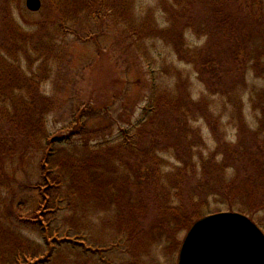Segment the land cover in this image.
<instances>
[{
	"label": "rangeland",
	"instance_id": "1",
	"mask_svg": "<svg viewBox=\"0 0 264 264\" xmlns=\"http://www.w3.org/2000/svg\"><path fill=\"white\" fill-rule=\"evenodd\" d=\"M221 1L0 0V264H176L193 213L264 232V0L225 49Z\"/></svg>",
	"mask_w": 264,
	"mask_h": 264
},
{
	"label": "water",
	"instance_id": "2",
	"mask_svg": "<svg viewBox=\"0 0 264 264\" xmlns=\"http://www.w3.org/2000/svg\"><path fill=\"white\" fill-rule=\"evenodd\" d=\"M38 11L40 0H26ZM176 264H264V233L244 214L230 211L205 215L187 230Z\"/></svg>",
	"mask_w": 264,
	"mask_h": 264
},
{
	"label": "trees",
	"instance_id": "3",
	"mask_svg": "<svg viewBox=\"0 0 264 264\" xmlns=\"http://www.w3.org/2000/svg\"><path fill=\"white\" fill-rule=\"evenodd\" d=\"M222 5L218 8H216L215 10H213L211 13H209V16L214 17L217 16L216 19L219 22L220 25L223 26L224 28V33L221 31V35L224 36V34L226 35L223 45H224V49L226 44L230 41H232L233 38H236V34L238 32H244L245 31V27L246 25L248 26L249 22L246 15H244L243 11L236 6V2L232 1V0H226V1H221L220 2ZM220 9H222L223 11L221 12ZM189 27V26H188ZM249 29V28H248ZM259 30H255L253 31L252 29L250 30V33L254 32V34H256V37L258 38L260 35V43L258 45L259 46H263L262 42L264 40V31L261 30V28H258ZM252 30V31H251ZM161 34V32H159ZM250 33L248 34L250 36ZM204 34V32H203ZM227 47H229L227 45ZM258 48L256 47L255 49V53H257ZM226 54L229 53V50L226 49ZM258 55L257 54L254 55L255 59L257 58V60L261 57L264 58L263 55ZM186 58H189V55L186 54ZM191 62V61H189ZM236 69V68H235ZM241 80H243V76H240ZM42 101L39 104L38 102H36L35 100H31V105H39V107L36 109V126L35 123L33 122L32 125H30L31 127V136H34V138L39 137L40 140H47V134L46 132H42V128L40 126H38V123H40V116L41 113L39 112L41 107H48L47 103L43 100V98H41ZM27 104L29 102H26ZM151 109H146V111L148 112ZM36 128H39L41 132H39ZM33 134V135H32ZM47 143V144H46ZM42 145L44 146L45 149H47V153L45 155V157H43V160L41 161V171H42V175L40 177V181L35 184V186L33 187V189L38 193L40 201L38 203V206L35 208L34 212H38V211H43L40 212V215L44 214V213H48L49 211H56L59 209V205H62L64 203V201H66L64 198L60 197V194L58 193L61 190V187L63 186L62 184V179L61 176L58 177L57 175H55V171L54 169H52V167L50 166L51 161L50 159V154H51V144L50 142H46L44 141ZM55 195H59V198L56 200L53 198V196ZM52 197V200H51ZM192 213V212H191ZM202 216H198L196 213H193L191 218H189L183 225V229L189 228L190 224L193 223L195 220L199 219ZM45 237L48 236L49 238V233H44ZM53 239V238H50ZM62 240H65V242H69V240L62 238Z\"/></svg>",
	"mask_w": 264,
	"mask_h": 264
}]
</instances>
